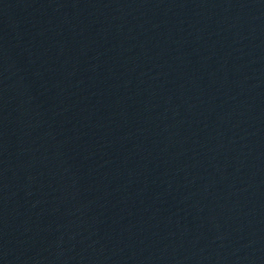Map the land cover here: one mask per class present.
Masks as SVG:
<instances>
[{"label": "water", "instance_id": "obj_1", "mask_svg": "<svg viewBox=\"0 0 264 264\" xmlns=\"http://www.w3.org/2000/svg\"><path fill=\"white\" fill-rule=\"evenodd\" d=\"M0 264H264V0H0Z\"/></svg>", "mask_w": 264, "mask_h": 264}]
</instances>
